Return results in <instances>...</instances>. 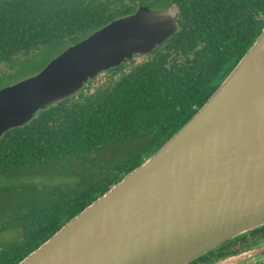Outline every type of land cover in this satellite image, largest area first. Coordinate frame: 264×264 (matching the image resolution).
I'll return each mask as SVG.
<instances>
[{
  "label": "water",
  "instance_id": "obj_1",
  "mask_svg": "<svg viewBox=\"0 0 264 264\" xmlns=\"http://www.w3.org/2000/svg\"><path fill=\"white\" fill-rule=\"evenodd\" d=\"M177 27L174 7L140 4L69 45L0 88V136ZM263 224L264 26L180 129L17 264H187ZM263 258L250 249L228 264Z\"/></svg>",
  "mask_w": 264,
  "mask_h": 264
},
{
  "label": "trees",
  "instance_id": "obj_2",
  "mask_svg": "<svg viewBox=\"0 0 264 264\" xmlns=\"http://www.w3.org/2000/svg\"><path fill=\"white\" fill-rule=\"evenodd\" d=\"M174 7L178 31L144 61L120 64L0 136V174L109 143L144 138L141 152L96 183L34 211L24 237L0 248L17 264L157 150L204 104L264 26V0H0V88L139 4ZM195 50V51H192ZM259 264H264L259 263Z\"/></svg>",
  "mask_w": 264,
  "mask_h": 264
},
{
  "label": "rangeland",
  "instance_id": "obj_3",
  "mask_svg": "<svg viewBox=\"0 0 264 264\" xmlns=\"http://www.w3.org/2000/svg\"><path fill=\"white\" fill-rule=\"evenodd\" d=\"M103 77L101 73L99 79ZM143 147L144 138L129 139L0 174V248L24 237L34 211L58 205L98 182L116 163L141 152ZM243 251L249 250L240 253ZM232 256L213 264H228Z\"/></svg>",
  "mask_w": 264,
  "mask_h": 264
},
{
  "label": "flooded vegetation",
  "instance_id": "obj_4",
  "mask_svg": "<svg viewBox=\"0 0 264 264\" xmlns=\"http://www.w3.org/2000/svg\"><path fill=\"white\" fill-rule=\"evenodd\" d=\"M143 4L148 5L151 9L168 8V7H155V6H151L150 4H146V3H143ZM141 5H142V3H141ZM176 20H178V14H176ZM179 27H180V24H178V27L174 31V33H172L168 38H166L160 44L156 45L149 53L134 54L131 58L123 61L120 64L130 65V63L132 61L138 62V61L146 60L148 58V56L152 55L154 49L157 46L163 44L167 39H169L173 34H175L178 31ZM192 51H195V50H192ZM1 70L10 71L12 69H11V66L7 63H0V71ZM103 72L98 73L95 77H93L91 79H95V81L101 80L99 78H100L101 73H103ZM10 84H12V83H10ZM10 84H4L3 86L10 85ZM250 249H255V250L264 249V224L259 226V227L250 229V230H248V231H246L240 235H237V236L225 241L224 243L210 249L209 251L198 256L197 258L193 259L192 261H190L187 264H213L215 261H219V260L225 259L229 256H232L234 254H238L242 250H250ZM263 262H264V260L257 262L255 264H259V263H263Z\"/></svg>",
  "mask_w": 264,
  "mask_h": 264
}]
</instances>
